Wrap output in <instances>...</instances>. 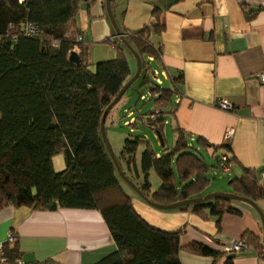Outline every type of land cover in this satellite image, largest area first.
<instances>
[{"label": "trees", "instance_id": "obj_1", "mask_svg": "<svg viewBox=\"0 0 264 264\" xmlns=\"http://www.w3.org/2000/svg\"><path fill=\"white\" fill-rule=\"evenodd\" d=\"M78 7L79 0H0V209L13 205L38 210H96L115 249L91 264H183L179 258L182 230L166 231L149 224L135 211L131 197L120 185V176L101 137L100 122L106 107L128 81L129 64L121 42L114 44L107 38L105 42L114 47L116 56L95 62L90 68L82 34L74 28ZM261 8L243 6L248 18ZM24 21L35 24L38 32L21 36L19 28ZM163 27L158 16L152 26L136 31L120 25L121 33L141 59L146 71L143 82H150L149 99L155 103L168 102L172 90L151 80L143 56L159 59V49L148 37L150 30L159 33ZM74 45L78 47L79 63L68 59ZM152 114V118L147 117ZM144 116L162 139L163 112L149 111ZM173 132V146L164 148L158 156L143 135L133 134L124 138L116 156L123 173L151 202L160 205L202 196L210 182V166L201 152L210 144L200 136L191 141L179 127ZM141 145L139 173L136 154ZM60 152L65 167L56 171L52 157ZM122 163L133 171L132 175H127ZM151 169L160 180L153 191L148 180ZM138 178L141 181L135 183ZM228 185L233 193L254 202L264 197L256 172L248 168H243L241 176L229 179ZM233 202L215 197L177 208L191 207L204 217L215 215L219 228L222 214L241 213ZM240 239L247 248L259 249L252 232L244 231ZM8 244H3L2 250L14 264L20 258L19 250L15 241ZM190 248L202 255L218 254L197 243ZM224 264H233L232 259L226 258Z\"/></svg>", "mask_w": 264, "mask_h": 264}, {"label": "crops", "instance_id": "obj_2", "mask_svg": "<svg viewBox=\"0 0 264 264\" xmlns=\"http://www.w3.org/2000/svg\"><path fill=\"white\" fill-rule=\"evenodd\" d=\"M243 6L246 9L262 8L248 18ZM111 8L119 29L120 25L128 31L152 26L156 16L164 24L161 32L150 30L148 37L149 42L159 49V59L150 55L143 58L154 65L151 80L156 72L161 82L157 85L172 90L171 103L163 111L157 104L164 103L154 102L149 111L161 110L163 125H170L172 131L179 127L188 133L191 141L200 136L208 142L210 146L201 149L205 161L207 156L217 162L216 156L226 153L231 158L230 179L241 176L243 168H248L256 172L264 189V179L261 178L264 171V87L258 80V73L264 69V0H111ZM74 28L82 34L91 69L95 62L116 56L114 47L105 42L109 38L114 44L120 43L107 17L105 0H79ZM122 47L130 78L132 68L127 48ZM123 95L114 107L122 101ZM221 99L231 105L230 110L215 105L214 102ZM113 108L105 121L109 141L115 131L117 120H114L118 117V110L113 111ZM125 109L122 108L123 121ZM137 118L153 131L154 141L146 133L141 134L150 141L158 156L162 139L147 124L144 115H138L135 123ZM108 123L111 124L109 130ZM227 130L232 131L229 143L224 139ZM129 132L133 133L131 128ZM129 135L121 132L120 138L118 136L116 156L124 138ZM175 135L173 132L174 138ZM142 149L143 145L136 154L137 171ZM52 164L56 171L64 169L63 153L54 155ZM121 165L127 175L133 174L124 163ZM214 168H210L207 174ZM119 181L131 197L135 211L149 224L166 231L182 230L179 258L183 264H224L226 258H231L233 264H264V231L258 213L251 205L234 201L233 205L241 213L222 214L217 228L215 215L204 217L191 207L156 208L120 177ZM140 181L138 178L135 183ZM210 184L202 195L213 191L232 192L228 182L220 189H209ZM255 202L264 214V197ZM204 211L208 214V209ZM246 230L256 237L259 249L249 246L228 257L230 253H224L225 246L240 239ZM10 233L14 235L19 256L25 262L54 259L61 264H91L115 249L100 213L92 209L38 210L8 205L0 209L1 244L9 243L6 239ZM192 243L207 246L218 254H198L190 248Z\"/></svg>", "mask_w": 264, "mask_h": 264}, {"label": "rangeland", "instance_id": "obj_3", "mask_svg": "<svg viewBox=\"0 0 264 264\" xmlns=\"http://www.w3.org/2000/svg\"><path fill=\"white\" fill-rule=\"evenodd\" d=\"M127 56L128 59L130 61V65L132 68V74L130 76V78L135 74L136 70H137V59L134 56V54L129 51L127 49ZM147 67H148V75L151 78L152 77V70H154V65L153 64H149V62L147 61ZM92 69L94 68V64H92ZM146 75V71L145 69H142L140 75L134 80V82L127 88L125 94L123 95L122 101L113 108V111L118 110V117L114 120L115 122V131L111 133V135L109 136L111 141L110 142V146L113 150V152H116V149L118 147L117 143H118V136L120 138L121 136V132H124L126 134H131V132H129V129H132V132L135 133L133 135H142L141 133H146V135L150 138L151 141L153 140V131L147 127L146 125H144L142 123V121H140L137 118V122L135 125L131 126V127H125L123 126V118H122V108L126 107L127 109L133 111V113L135 114V116L137 117L138 115H144L146 113L149 112V109H151L152 106H154V99L150 98L149 95V87H150V82L149 81H145L144 77ZM129 78V79H130ZM164 85H167V82H164ZM141 95H143L144 97L147 98V101H143L140 99ZM149 99V100H148ZM170 101L164 103V104H157L158 106L161 107V109L163 111H165L166 109H168V107L170 106ZM156 107V106H155ZM167 116V115H166ZM135 119V117H134ZM109 125H111L110 123H108L107 129L109 130ZM146 126V127H145ZM165 127V128H164ZM162 140L164 145H158V148L163 151L164 148H171L173 146L174 143V136H173V131L170 128V125H163L162 131ZM117 138V141H116ZM109 139V138H108ZM150 142V141H149ZM207 164L210 166V168H212V166H217V162L216 160H212V158H208L207 156H205ZM139 160L137 161V167L138 170L140 169V165H139ZM173 170L175 172V176L176 179L178 178V174H177V170L176 168L173 167ZM214 171L211 170L210 174H208V177L210 178V187L209 189L212 188H224V186H227V182L230 179V176L232 173H223L221 172L218 167H215L213 169ZM148 180L151 184V189L152 190H156L159 187L160 184V180L158 178V175L155 173V171L153 169H151L149 171V175H148ZM129 186V185H128ZM213 192H222V191H213ZM212 193V192H209Z\"/></svg>", "mask_w": 264, "mask_h": 264}, {"label": "water", "instance_id": "obj_4", "mask_svg": "<svg viewBox=\"0 0 264 264\" xmlns=\"http://www.w3.org/2000/svg\"><path fill=\"white\" fill-rule=\"evenodd\" d=\"M105 10H106V14L107 17L109 19V21L111 22L114 31H115V36L119 39V41L129 50L131 51L134 56L137 59V70L135 72V74L128 79V81L123 85V87L121 88V90L119 91V93L117 94V96L113 99V101L106 107V109L103 112L102 118H101V122H100V133H101V137L107 147L108 153L111 157V160L118 172V175L120 176V178L126 183L128 184L133 190H135L137 192V194L146 202H148L149 204H151L152 206L159 208V209H172V208H177L179 206H185V205H190L193 203H197V202H201V201H205L211 198H215V197H221V198H225L228 200H234V201H242L245 202L249 205H251L256 212L258 213L259 217H260V221L262 224V228L264 231V214L261 212V210L258 208V206L256 205V202L250 200L247 197H243V196H239L233 192H213V193H208V194H204L202 196L196 197V198H191V199H187L184 201H179V202H175L173 204H169V205H160V204H156L151 202L145 195L142 194V192L138 189V187L123 173V171L121 170L116 155L113 152L111 146H110V142L108 141L107 135H106V131H105V119L106 116L108 114V112L110 111V109L118 102V100L121 98V96L123 95V93L127 90V88L134 82V80L140 75L141 72V59L138 56V54L134 51V49L131 47V45L126 41L124 34L121 33L117 22L114 18V14L112 12V8H111V0H105ZM68 59L71 62H75V63H79V55L77 52L75 51H70L68 54ZM156 134L158 137L159 134L156 131ZM234 254H229L228 257H233Z\"/></svg>", "mask_w": 264, "mask_h": 264}, {"label": "built area", "instance_id": "obj_5", "mask_svg": "<svg viewBox=\"0 0 264 264\" xmlns=\"http://www.w3.org/2000/svg\"><path fill=\"white\" fill-rule=\"evenodd\" d=\"M38 32V27L33 24L32 22L29 21H24L21 23L20 28H19V33L21 36H31V35H35ZM80 37H77L76 40L80 41ZM72 51L78 52V47L77 45H74V47L72 48ZM164 73V72H163ZM153 82L156 84H160V79L157 77V73L154 72L153 73ZM258 80L259 83L261 84V86L264 87V69L261 70L258 73ZM141 100H146V97H144L143 95H141L140 97ZM215 105L223 110H230L231 109V105L226 101V100H216ZM154 115L157 114V112L153 113ZM149 115L147 116L148 118H152L154 115ZM134 113L133 111L129 110V109H125L124 110V121H123V126L125 127H131L132 123L135 121L134 117H133ZM232 137V131L231 130H227L225 132L224 135V139L226 140L227 143L230 142ZM217 167L218 169L223 172V173H228L230 170V161L228 159V156L226 154H221L218 158V162H217ZM261 178L264 179V171L261 172ZM15 237L12 233H10L6 239L7 242L12 243L14 242ZM3 244L0 243V264H10L8 259L4 256L3 253ZM247 248L246 243L242 240V239H238L235 240L234 242L228 244L225 246V251L226 253H238L244 249ZM14 264H61L60 262L54 260V259H46V260H41V261H35V262H25L22 261L20 258L16 259Z\"/></svg>", "mask_w": 264, "mask_h": 264}]
</instances>
